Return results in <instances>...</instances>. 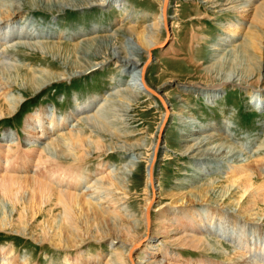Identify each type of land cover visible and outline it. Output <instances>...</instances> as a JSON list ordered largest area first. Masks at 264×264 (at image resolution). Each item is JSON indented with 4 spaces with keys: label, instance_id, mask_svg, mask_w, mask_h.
Masks as SVG:
<instances>
[{
    "label": "rangeland",
    "instance_id": "374dc122",
    "mask_svg": "<svg viewBox=\"0 0 264 264\" xmlns=\"http://www.w3.org/2000/svg\"><path fill=\"white\" fill-rule=\"evenodd\" d=\"M215 1L219 3L214 5ZM227 1L232 0H169L170 33L167 36L160 32L158 42L162 47L156 49L147 62L144 51L133 44L141 31H157L151 20L159 13L163 0H121L122 4L116 6L107 0L103 7L92 5L95 2L91 0H22L18 11L21 31L33 24L38 32L44 31L43 37L49 33L48 37L56 38L62 31L64 38L44 41L45 51L26 48L14 51L23 69L45 70L49 81L24 95L25 86L10 81L16 87L21 104L12 115L0 117V145H6L5 133L12 134L13 138L17 134L21 144L26 145L23 150L30 157L34 145H38L25 130L31 115L44 109L62 118L76 102L94 95H106L107 101L112 103L101 112L102 115L109 114L108 118L115 117L113 122L117 128L111 132L106 128L90 133V126L84 120L72 119L71 125L76 131L80 127L84 134L77 150V161L93 174L94 179L105 177L111 168L115 185L106 181L112 193L107 200L91 205L82 203L80 208L76 207L78 209L70 208V221L63 220L64 209L56 206V198L38 208L41 212L38 211L37 216L31 208L27 213L23 210L29 204L27 201L22 206L19 204L17 212L12 203L2 200L0 219L5 217L12 226L0 227V253L3 249H12L20 261H27L26 264H63L62 258L67 254H71L72 259L101 255L100 264H126L127 247L122 244L128 242L129 245L131 240H139L149 233L152 247H148V243L141 246L134 256L138 264H156L157 261L161 264H192L198 259L217 264H239L241 260L234 256V244L228 237L218 241L208 235L210 244L197 241L200 246L195 248L191 242L195 237L183 230L184 217H171L168 212L176 207L213 205L223 209L229 217L239 218L242 212L237 204L244 195L240 189L244 188L243 176L240 179L239 173L233 171L235 174H231L228 168L234 167L231 162L235 160L246 163L250 156H259L256 150L264 143V104H256L248 94L252 87H264V13L259 11L264 7V0H233L237 5L244 3V6L236 5L235 9L233 5H225ZM123 5L127 8L125 13L121 11ZM230 22L242 25L240 36L236 34L237 42L229 47L228 42L221 39ZM95 27L97 31L91 33ZM82 33L88 40L84 46L82 42L81 45L78 43L85 38H77ZM244 44L249 46L247 52L243 50ZM76 45L83 47L82 52L92 49L88 51L92 64L96 53L103 58L102 53H115L114 49L122 52L124 45L130 54L134 51L142 56L141 63H148L146 79L149 86L160 88L159 94L168 105L166 122L163 124L166 109L157 99L140 97L135 100L126 94L119 86L120 72L113 62L76 73L81 70L75 67ZM170 49L172 52L168 54ZM61 74L66 76L61 78ZM227 76L242 79L243 85L224 84ZM205 88L209 91L219 89V97L208 100L202 94ZM191 117L195 120L188 119ZM199 128L205 133L195 136L203 139L196 143L191 133ZM214 128H222L229 134L210 133ZM206 135H212V140ZM158 137L160 146L154 165L156 201L151 210V230L147 231L143 214L152 197L148 166ZM222 138L228 140L223 146L218 145L224 143ZM43 139L42 143L48 140ZM122 145L130 149L128 153L123 151ZM218 147H224L220 151L222 155L231 152L223 162H212L215 166H210V175L202 177L204 173L200 169L204 166L199 159L205 157L208 148ZM0 158L5 156L0 155ZM102 163L107 166L100 171L98 165ZM248 180H254L250 185L255 187L264 183L256 177ZM203 192L210 193L204 198ZM247 195L243 198L246 206L256 208L259 198L249 194L247 199ZM263 220L260 221L262 227ZM77 264L87 263L82 260Z\"/></svg>",
    "mask_w": 264,
    "mask_h": 264
},
{
    "label": "bare ground",
    "instance_id": "6f19581e",
    "mask_svg": "<svg viewBox=\"0 0 264 264\" xmlns=\"http://www.w3.org/2000/svg\"><path fill=\"white\" fill-rule=\"evenodd\" d=\"M91 1L97 3H92V5H96L97 7L106 6V4L108 3L107 0ZM111 1L112 2L109 3H113L111 5L114 6L122 4L121 0ZM168 2L169 0H163L159 13L156 16L152 17L153 19L151 20V24L155 26V29L157 31H141L140 34L136 37V43L133 44L140 47L144 51L146 60H148L147 62H150V60L152 59L154 51L162 47V44L158 42L160 32L163 31L167 36L170 33L168 21L169 17L167 14L169 4ZM251 2L255 1L253 0ZM217 3L219 2H213L214 5H217ZM20 5H22V0H0V117L12 115L20 108V96L16 95V87L12 85L10 81L16 84L22 83L23 86H25V89H21L23 95L29 93L30 91L32 92L36 88L40 89L41 85L47 84V81H49L47 76L48 72H46L45 70L36 71V69H23L24 67H22L23 65L21 66L19 64L20 62L19 60H17V55L14 54V51H16L17 49L19 50V48H26L29 51H45L47 50V46L46 42L44 41H48L50 38L56 40L64 38V32L62 31L56 38L48 37L49 33H47L46 35L44 34L45 37H43L44 31L38 32L34 29L33 24L32 26L29 24V26L26 27L25 31H21L20 25H18V22L21 19V14L18 13L21 8ZM225 5H233L232 7L235 9L237 8V6H244V3H240L237 5L235 4V1L232 0L230 3L229 1H227V4ZM74 6H77V4L74 3ZM123 6L124 9H122L121 11L125 13L127 8L125 7V5ZM259 11L262 12L261 14H263L264 7L263 9L260 8ZM238 23H228L226 34L224 38L221 39L225 43L228 42L229 47L230 45H233L237 42L236 34L240 36L239 33H241L240 27L242 24ZM22 28L24 29L23 26ZM8 29H10V31H7ZM91 31V33L96 32V27L92 28ZM78 35L80 36H78L77 38H85L86 36L85 33ZM81 42L84 46V43L87 45L88 40L86 38L82 39L78 44L81 45ZM80 45H76L77 50L75 53V67H78L81 70L76 71V73H85L91 70L93 67L103 65L106 62H113L114 67H116L120 72L119 86L126 90H124L125 92H127L126 94L130 95L135 100L140 99V97H145L148 100L153 98L157 99L166 109L163 124L166 122L167 117L169 116V110L167 107L168 105L164 99V96L162 97L159 94L160 88L152 89L149 86L146 79V66L148 63H141L142 56L140 57L137 53H134V51L130 54L128 52L127 45H124L122 48V52L114 49L115 53H102L105 56L103 58H100L101 55H98L96 53L93 58H95L96 60L101 59V61L97 62L94 59L95 63L92 64V60L88 59V51L92 49H88V51L82 52L83 47L80 48ZM244 46L245 47H243V50L247 52L249 46L247 44H244ZM170 51L172 52V49L169 50L168 54L170 53ZM65 76L66 75L61 74L60 77L62 78ZM225 83L243 85L242 79L233 78L231 76H227V78L224 80V84ZM252 88L253 89H250L248 93L252 100H254L256 104H264V87L261 89L254 87ZM218 90L219 89L216 88L209 91V89L205 88L204 93L202 94L206 96L208 100H210L213 97H219ZM126 94H122V96L126 97ZM105 96L103 97L94 95L85 99L83 102H76L75 107L62 118H59L55 113L49 114L47 110L44 109L31 115V117H29L26 121L25 130L29 132L27 133L29 138L30 136L34 138L32 142L34 144H38L39 146L34 145V148L36 150H31L30 157H28L26 155V151L23 150L24 146L26 145L23 146L21 144L20 136L16 134L13 138L12 134L5 133L3 140L4 143L6 142V145H0V155L5 156L4 159L0 158V210L2 200L12 203L14 205V210L16 209L17 212L18 206L20 207L19 204L22 203V206L23 203L25 204V202L27 201L29 204L25 205V208H23V210L27 213L28 209L31 208L30 210H32L34 215L37 216L38 211L41 212V210H38V208H43L44 205L46 206V204L50 203L54 198H56V206H60L64 209L63 220L70 221L69 219L72 216V212L69 211L70 208L75 209L76 207L81 206L82 203L86 205H91L93 203L98 204L101 203L102 199L107 200L109 196H111L112 193L109 192L110 187L106 184V181H109L111 184L115 185V179L113 175H110V173L113 172L112 169L110 168L107 170V174L105 175V177L94 179L93 174L90 171H87L83 167L81 162L77 161V150L81 147V137L84 138V134L83 130L80 129V127L76 131V129H74V126L71 125L72 119H77L78 121L84 120L83 122L87 126H90V133L94 132V130L97 129L102 131L106 128H108V130L111 132L112 129H114L115 127L117 128L116 124L113 122V119L115 117L108 118L107 116L109 114L102 115L101 110H103L104 108L107 109L108 106H110L109 103H112L111 101L108 102ZM111 108L113 107L111 106ZM117 112L118 110L116 111V113ZM188 119H194V117ZM191 127H195L196 129V126ZM66 131H68V133H66ZM213 131H222L224 132V134H229V131L227 132L222 128H214L210 130V133ZM199 133L205 132H203L202 128H199L198 131L191 133L192 138L198 136ZM208 137L211 139L212 135H209ZM208 137L206 135V138ZM42 138H44L43 140L48 139L47 142L42 143ZM159 138L160 137L157 138V144L153 149V153L149 160L148 166V182L149 187L152 191V197L146 204L143 214L147 231L151 230V210L156 201V188L154 186V165L159 153ZM222 139H224V143H218V145L223 146L227 143L228 140H226L225 138ZM200 140L203 139H201V137L194 139L196 143H198ZM121 147L125 153H128L130 150L123 145ZM223 149L224 147H218L215 149L208 148L205 154L207 153L206 155L209 157L205 155V157H201V159H199L203 162L206 161L204 163H200L203 164L202 166H204L202 169H200L201 173H204L201 175L202 177L207 176L210 171V166L214 167V164H216L217 162H223L222 160L224 158L227 159V155L231 151H229L227 154L222 155V152L220 151H222ZM256 151L259 153V156H250L246 163H242L237 160H235L237 161V163H235V161H230L234 167L228 168L231 174H235L233 171L239 173V175H241L239 177L240 179L243 176L242 186L244 185V188L242 187V189L240 187V189L243 191L244 195L241 196L237 204V206L240 207V213L242 212V215L238 216L239 218H236L234 216L229 217L227 213H224L225 211L223 209L213 205H203L201 207H176L168 210L171 217L175 215L184 217L186 223L182 226L183 230L184 232L189 231V233H191L192 236L195 237L193 238L195 239V241H191L194 243L195 248H199L200 245L198 244V242L201 244L205 243L206 245L210 244V242H207L208 235L209 237H213L218 241H220V239L222 238L226 239L228 237L227 239L234 244L235 250L233 251L236 252L234 253V256L239 257V260H241L239 261V264H264V227H262V223H260L262 218H264V208H261V205L264 206V183H261L262 186L258 184L259 187L250 185L252 184L250 182L254 181L252 180L253 177L262 179L264 181V143L261 144ZM221 155L222 159L220 158ZM212 162H214V164ZM98 166L99 170L102 171L107 165L102 163ZM220 169L223 168L221 167ZM208 175H210V173ZM198 178H200V176ZM248 179L252 181H249ZM118 180L119 179H117L116 181ZM236 189H239L238 186L236 187ZM207 191L210 190L207 189ZM203 193L205 198V196L210 192H208L207 194H205V192ZM27 194L28 196H26V198L25 195ZM249 194L256 195L259 198V203L256 205V208L253 205H249V207L246 206L243 198L245 195H247L246 197L248 199ZM8 224L12 226V223L6 221L5 217L0 219V227H7ZM211 225L214 226L211 227ZM146 234L147 235L139 240H131L129 245H127L128 242L122 244L123 246H125V248L127 247L126 264H138L134 256L141 248V246L147 245L148 243L147 246L152 247V243H150V235L149 233ZM113 243L114 242H111L112 246L115 245ZM163 253L164 255H169V253ZM15 254H13L12 249H3L0 253V264L27 263V261H20ZM10 255L13 256L9 258ZM82 260H86L87 264H91L90 262H92V264H100L102 261V256L99 255L94 258L92 256H88L86 257V259H72L71 254H67L62 258L63 264H77ZM193 263L217 264L209 260L203 261L199 259ZM156 264L161 263L160 261H157Z\"/></svg>",
    "mask_w": 264,
    "mask_h": 264
}]
</instances>
